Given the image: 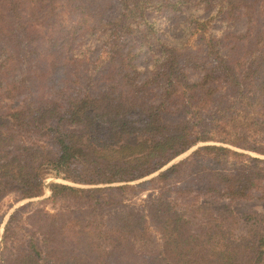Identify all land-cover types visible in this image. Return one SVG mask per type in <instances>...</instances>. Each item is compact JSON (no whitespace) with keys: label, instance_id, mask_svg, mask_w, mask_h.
<instances>
[{"label":"trees","instance_id":"16d2710c","mask_svg":"<svg viewBox=\"0 0 264 264\" xmlns=\"http://www.w3.org/2000/svg\"><path fill=\"white\" fill-rule=\"evenodd\" d=\"M50 177L0 264H264V0H0V206Z\"/></svg>","mask_w":264,"mask_h":264},{"label":"rangeland","instance_id":"374dc122","mask_svg":"<svg viewBox=\"0 0 264 264\" xmlns=\"http://www.w3.org/2000/svg\"><path fill=\"white\" fill-rule=\"evenodd\" d=\"M161 21L163 22L164 19H161ZM171 23H172V21H171ZM233 29L238 30V31H243L245 29V23L239 22ZM170 34L174 38H181V37H183V35H185V31L183 32L182 27H178V28L174 27ZM194 37L195 36H192L191 40H193ZM141 59H142V61H145V54L141 55ZM207 143L221 144L220 142H215V141H210ZM207 143L200 142L199 146L205 145ZM230 147H232V146L230 145ZM233 148H236V147H233ZM236 149L239 151H244V150L239 149V148H236ZM192 152H190L189 154H184L178 161L187 157ZM248 152L252 155L263 157V155H259L256 152H250V151H248ZM55 181L62 182V183H71V182L66 181L64 179H61V178L50 177V178L46 179L44 194L39 196V197H34V198H29V199H20V196L16 192H11L2 200V203L0 206V241H1V237H2L4 227L7 223L10 215L17 208H19L21 206H28V209L26 211V212H28L30 209H34L35 207H38V206H42V207L47 208L48 210H51V211H54L59 207V205L61 204V201L59 203H56L50 199V194H51L50 185ZM71 184H73V183H71ZM157 194H158V189L153 188V187L148 188V189L135 188V189L128 191L127 198H128V201H130V202H136V203L140 204L144 200H146L147 198H149L151 196H156ZM241 206H242V208H245V209L263 210L264 209V200L254 198L252 200L243 202Z\"/></svg>","mask_w":264,"mask_h":264},{"label":"water","instance_id":"95a60500","mask_svg":"<svg viewBox=\"0 0 264 264\" xmlns=\"http://www.w3.org/2000/svg\"><path fill=\"white\" fill-rule=\"evenodd\" d=\"M199 146V144L197 146H194L193 148H191L188 152H186L185 154H189L190 152L194 151L197 147ZM184 155V154H183ZM183 155L179 156L178 158H176L175 160H173L171 163H169L167 166H165L164 168H162V170L166 169L167 167H169L171 164L177 162ZM159 172L154 173L151 177L157 175ZM71 184V183H70ZM74 185V184H73Z\"/></svg>","mask_w":264,"mask_h":264}]
</instances>
